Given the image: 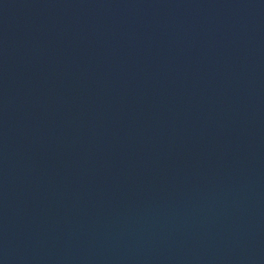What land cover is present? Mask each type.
I'll list each match as a JSON object with an SVG mask.
<instances>
[{"label": "water", "instance_id": "obj_1", "mask_svg": "<svg viewBox=\"0 0 264 264\" xmlns=\"http://www.w3.org/2000/svg\"><path fill=\"white\" fill-rule=\"evenodd\" d=\"M0 264H264V0H0Z\"/></svg>", "mask_w": 264, "mask_h": 264}]
</instances>
